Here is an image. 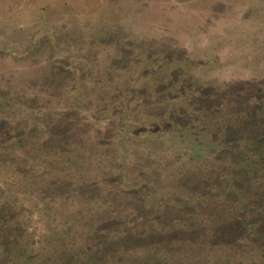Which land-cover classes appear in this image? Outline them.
<instances>
[{
  "label": "trees",
  "instance_id": "1",
  "mask_svg": "<svg viewBox=\"0 0 264 264\" xmlns=\"http://www.w3.org/2000/svg\"><path fill=\"white\" fill-rule=\"evenodd\" d=\"M104 13L73 52L50 45L51 27L0 49L36 58L32 88L0 78V264H264V26L250 29L252 86L235 87L182 73L181 49L172 66L133 49L176 41L103 29ZM223 20L204 38L254 41Z\"/></svg>",
  "mask_w": 264,
  "mask_h": 264
},
{
  "label": "rangeland",
  "instance_id": "2",
  "mask_svg": "<svg viewBox=\"0 0 264 264\" xmlns=\"http://www.w3.org/2000/svg\"><path fill=\"white\" fill-rule=\"evenodd\" d=\"M262 1L221 0L219 2L221 6L214 7L215 11H210V13L208 6L212 5L213 2H218L217 0H0V49H12L13 52H20L22 49H26L29 41L33 39L30 36L37 33V30L49 31L48 29L51 27L55 30H50L49 34H52L50 45L57 49L73 52L75 49L80 48L79 37L82 35V38H84V35L89 36L90 25L97 26L101 14H105L104 11L108 13V10L111 12L112 6V12L106 16L108 20L105 23L104 21L101 22L103 29L108 30L107 28L112 23H119L123 27L130 25L129 27L132 28L133 15L139 10L138 13L144 11L142 14L146 21L144 23L136 21V25H133L132 30L139 33L140 37L147 32L152 36L160 35V39H158L161 42L168 41L170 38L176 41L170 46L163 44V47L158 49L156 44L150 40V44L134 47L133 49H146L147 52L157 49V57L166 66L173 65L171 58L166 61L168 55L173 53L167 49H181L179 53H176L178 59L184 57L190 59L188 63L178 61L179 66L175 65V68L178 67V70L182 73L191 74L197 80H203V77L208 79H221L223 77L231 80L237 79L238 81L233 83L235 87L237 85L239 87L241 83L252 86L247 78V72L251 70L250 64L253 63L254 68H256L257 63L248 60V58L249 56L257 57V51L262 48L255 47L259 41L251 36H255L257 31L250 29L264 26V4H262ZM96 5L99 6L100 11L103 8L105 10L100 12L96 8L95 11H92ZM241 9L246 12V15L243 17L244 21L241 22L243 24L237 25L238 28H236L230 24L231 19ZM122 11L130 12L131 18L127 20L129 16L124 15L122 17ZM86 17L90 18L88 24H86ZM243 18L239 19L243 20ZM221 19H227L221 21L222 27H226L227 32H233L232 34L235 37L242 32L255 42L249 43L250 38L246 39L243 36L238 39L233 37L235 38L234 41L237 40L231 44L221 37L211 38V35L210 37L207 35L204 38L209 31L212 34L216 30ZM126 21H129L130 24H126ZM40 35L41 32L37 37L35 36V39H38ZM133 39L134 36L123 38L124 46L126 44L128 47L129 44H132ZM254 44V47L251 46ZM124 46L123 48L126 49ZM46 47H49V45L45 43L37 49H48ZM184 50L188 52L185 54L183 53ZM6 54L8 52L0 55V75L3 74L0 78L12 74L13 76L9 79L18 83V85L22 82H29L31 77L24 74H30L33 71L32 64L36 58H26L23 62L22 59L26 57V54H22L18 61L9 62L6 59ZM137 55L143 58L142 55L144 54L139 52ZM261 62L263 63V60ZM14 67L17 68V72H12L11 68ZM27 70L29 71L26 72ZM25 86L32 88L27 83H25Z\"/></svg>",
  "mask_w": 264,
  "mask_h": 264
}]
</instances>
